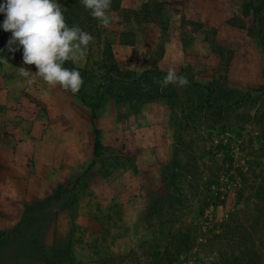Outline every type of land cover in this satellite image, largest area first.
<instances>
[{
  "label": "rangeland",
  "instance_id": "1",
  "mask_svg": "<svg viewBox=\"0 0 264 264\" xmlns=\"http://www.w3.org/2000/svg\"><path fill=\"white\" fill-rule=\"evenodd\" d=\"M223 5L219 28L182 19L177 29L185 53L173 68L203 88L157 83L167 28L140 68L119 73L99 27L79 93L106 132L100 149L83 179L1 230L0 264H264V0ZM10 37L0 28L2 67L16 62ZM60 210L73 233L52 246Z\"/></svg>",
  "mask_w": 264,
  "mask_h": 264
},
{
  "label": "crops",
  "instance_id": "2",
  "mask_svg": "<svg viewBox=\"0 0 264 264\" xmlns=\"http://www.w3.org/2000/svg\"><path fill=\"white\" fill-rule=\"evenodd\" d=\"M227 1L231 0H118L119 8L109 11L110 25L99 23L101 42L110 43L122 71L140 68L138 55L165 33L158 20L130 23L125 16L140 13L146 4H162L170 36L164 37L157 68L167 73L184 61V45L177 33L182 19L217 29ZM230 16L233 13L222 19L227 21ZM130 32L132 41L123 40L122 35ZM93 45L94 39L87 46L84 59L73 64L76 68H88ZM172 59L176 61L174 66ZM16 62L0 66V232L16 226L27 207L47 202L57 189L83 179L95 159V128L100 135L106 134L96 120L93 122L90 107L69 90L49 86L36 76V66L23 63L22 50L17 52ZM20 67L33 72L35 82L31 86L19 76ZM70 214L69 210L52 212L46 236L52 246L72 235Z\"/></svg>",
  "mask_w": 264,
  "mask_h": 264
},
{
  "label": "clouds",
  "instance_id": "3",
  "mask_svg": "<svg viewBox=\"0 0 264 264\" xmlns=\"http://www.w3.org/2000/svg\"><path fill=\"white\" fill-rule=\"evenodd\" d=\"M90 15L108 27L111 0H80ZM0 14L4 15L0 28L11 32L6 48L15 53L22 50L25 65H35V75L49 86L59 85L72 94L81 89L83 79L76 68L64 67L66 62L76 64L84 59L87 46L93 40L88 32L78 26H68L57 0H0ZM3 49H0L2 52ZM5 58L0 56V62ZM31 71L20 67L19 76L27 85L35 81ZM162 87L169 84L184 87L188 84L183 75L169 68L162 80Z\"/></svg>",
  "mask_w": 264,
  "mask_h": 264
},
{
  "label": "trees",
  "instance_id": "4",
  "mask_svg": "<svg viewBox=\"0 0 264 264\" xmlns=\"http://www.w3.org/2000/svg\"><path fill=\"white\" fill-rule=\"evenodd\" d=\"M118 0H111V6L110 9H115V8H119V4ZM59 4L61 5H67L70 3L71 6H67V7H63L61 6L62 9V13L64 15L65 18V22L68 26H72L75 22V20H78L80 17H82L83 19H91L89 20L90 22H93L90 24L89 28L86 27H80L79 24H76L75 26L80 27L82 30H84L85 32H88L89 34H91V36H96L100 33V29H99V21L95 18H93L90 15V10H86L84 8V6L82 5V3L80 2V0H58ZM165 11V8L162 4H158V3H152V4H146L142 11L140 13H144V20L145 21H157L162 25L163 29L166 30L167 26L164 25L166 18L163 16V13ZM134 15H138L139 13H132ZM84 15V16H83ZM152 16V18H150ZM232 21V20H231ZM232 23V22H229ZM195 26H197V24H194ZM236 25V24H234ZM184 26V23H183ZM252 30H249V33H251ZM96 34V35H95ZM105 52L107 53V55L109 56L110 59L113 58V52H112V47L110 45V43L107 41L106 45H105ZM66 65L69 69L72 68H76L73 63L71 62H66ZM114 67L115 70L119 73L122 72H126V71H122L121 69H119V67L117 66V64H115L114 62ZM80 75H85L86 71L83 69H78L76 68ZM128 73V72H126ZM130 73V72H129ZM164 76L166 75V72H161ZM189 85L192 87H196V88H203L204 86L200 83L197 82H189ZM210 94L214 93V89L213 88H208ZM74 96H76L85 106L90 107L91 109H94L91 105L87 104L84 96H82L79 92L76 94H73ZM96 118V115L93 114V122ZM95 135H96V140H95V154L97 153V151L100 149V133L99 131L95 128ZM56 198V193L54 194V196L49 199L50 201Z\"/></svg>",
  "mask_w": 264,
  "mask_h": 264
}]
</instances>
